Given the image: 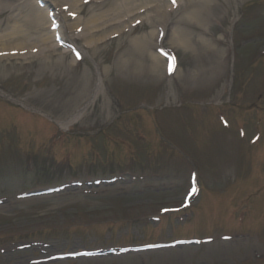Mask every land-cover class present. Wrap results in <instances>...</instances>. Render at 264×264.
I'll return each instance as SVG.
<instances>
[{"label": "rangeland", "instance_id": "obj_1", "mask_svg": "<svg viewBox=\"0 0 264 264\" xmlns=\"http://www.w3.org/2000/svg\"><path fill=\"white\" fill-rule=\"evenodd\" d=\"M49 1L58 9L67 6L77 13L79 8L83 25L90 20L91 29L86 31L84 27L85 38L77 39L83 29L82 24L75 22L77 14L71 16L70 11L65 10L68 11L66 14L60 13L67 18L66 26L62 21L61 31L58 29L53 33L59 32L57 37L61 43H51L49 39L43 41L40 33L47 31L44 27L46 20L37 24L32 19V11L37 9L34 0H0V170L7 171L15 161L17 169L25 172L23 177L18 174V180L10 177V182L0 174L4 177L0 181V264H264L263 261L252 263L251 259L258 251L264 255V188L254 194V189L264 178V126L246 120V130L258 128L260 134L256 145L248 146L250 152L238 142L240 139L233 129L230 131L234 135L220 134L215 142L205 136L202 140L206 141L202 144L208 146L198 145L187 129L191 124L181 113L198 107L205 97L197 87L189 86L191 75L182 81L183 84H177L179 94L172 90V86L169 90L173 81H167L163 75L166 61L154 59L158 58L155 48L160 46L159 35L164 37V47L170 48L165 43L176 47V51L172 48L170 51L176 52L179 71L187 69L197 74L206 69L216 70L223 48L229 47L233 34V43L241 45L238 55L241 63L236 68V75L244 86L250 82L249 86L256 84L255 78L261 76L260 70L255 78L253 73L249 75L246 71L250 62L257 70L259 64L256 62L264 61V0H210L208 20L198 23L201 29L192 25L196 20L189 16L180 19L178 24L176 11L169 8L167 0H86L83 6L81 0ZM125 1L133 3L132 9L136 8L135 4L147 3L149 7L144 11V21L140 24H135L134 19L125 22L124 6L108 11L113 2L122 4ZM105 11L108 18L104 21L106 17L102 19L100 15ZM93 12L97 18H92ZM109 24L114 26L101 28ZM125 29H129L128 33ZM183 30L191 33L189 40L192 43L184 42L185 37L180 40ZM203 34L207 36L204 38ZM104 35L105 39L100 37ZM90 36L92 38L87 41L86 37ZM139 37H143L142 46L145 48L137 45L136 38ZM63 40L69 47L63 46ZM78 49L83 52L78 54L81 59L73 54ZM97 68L106 74L97 96L87 104L79 121L69 126L70 134L65 142L70 143V149L64 147V152L56 157L58 163L49 160L41 165V157L48 149L45 136L57 126L48 122L40 124L37 118L27 115L20 106L21 102L63 120L91 98ZM222 68L223 74L209 83L210 96L217 97L218 90L230 83L232 63ZM146 71L154 78L146 77ZM105 78L116 98L108 93ZM204 79L206 77L201 75L199 80L204 83ZM155 94H166L158 101L161 107L177 104L180 96L183 104L156 108L158 110L154 112L148 109L139 111L140 118L135 125L128 119L110 128L120 110L134 108L143 101L156 104L152 99ZM3 95L11 99L6 100ZM221 95L223 102L228 99L226 94ZM151 115L157 124L149 118ZM227 115L234 127L240 113L227 110ZM194 121L199 132L201 129L212 132L218 124V121ZM8 124L16 127L6 130L4 127ZM134 127L143 130L147 137L152 131L151 138L143 136L146 149L159 145V140L161 150L165 142H178L184 151L194 150L202 157L201 164H189L171 150L167 154L161 151L165 156L160 159L159 167L147 153L141 154L139 144L136 145L141 139L134 136L139 135V131H132ZM103 128L114 137L116 134L117 138L124 137L130 142V145H123V154H120L118 144L107 140L97 144L94 151L84 150L86 143L90 142L80 136H92ZM35 130L38 133L31 135ZM128 130L131 131L128 133ZM255 147L262 149L257 156ZM67 153L74 154L72 161L80 179L71 180L61 191L33 195L31 192L38 187L56 186V180L49 177L57 178L64 170H67L66 174L57 179L61 182L69 179L66 177L71 174L70 169L62 163V157ZM10 154L12 158H8ZM25 154H32L38 164L34 170L27 168L33 167L34 163L33 166L25 165ZM127 154H132V159ZM134 156L139 160L137 165L130 161ZM195 167L197 181L193 180L191 184L196 185L197 193L190 202L193 220L185 222V216L181 214L153 221L160 213L184 207V195L189 189L190 177L195 175ZM113 174H118L114 181L111 180ZM74 181L79 182L72 183ZM249 193L252 195L246 198ZM238 204L241 205L237 207ZM233 211L236 213L230 215ZM227 232L251 233L253 240L237 246L233 241L216 239L208 244L121 253L117 248L123 246H116L138 247L146 242H170L185 236L213 235L219 238ZM97 249L113 251L99 256L91 253V256L66 257L78 251ZM242 259L247 261L236 262Z\"/></svg>", "mask_w": 264, "mask_h": 264}, {"label": "bare ground", "instance_id": "obj_2", "mask_svg": "<svg viewBox=\"0 0 264 264\" xmlns=\"http://www.w3.org/2000/svg\"><path fill=\"white\" fill-rule=\"evenodd\" d=\"M146 1V0H145ZM206 1H208V0H198V1H195V2H192V1H189L188 2V0H186V5H187V8H189V10H188V12H187V15L188 16H190V17H192L193 19H195L197 22H198V20H199V18H200V15H203L204 13H205V11H203L200 7H202L203 6V3H204V7L206 8ZM127 4H130V3H127ZM202 5V6H201ZM72 6L73 7H75V4L73 3L72 4ZM120 6V4L119 3H117V2H113L112 4H111V6H110V8L108 9V11H110V10H116V9H118V7ZM141 6V5H140ZM132 7H133V4H132ZM130 9H131V7H129ZM135 9V8H134ZM132 10V9H131ZM32 16H33V18L32 19H34V21L35 22H37V24L40 22V21H42L43 19L44 20H46V17H45V13L43 12V10H41V11H38V10H35V11H32ZM108 18V14H107V12L105 11V12H101V15H100V18H102V19H104V18ZM92 18H97V15H96V13L95 12H93V17ZM105 18V19H106ZM75 22L76 23H78L79 22V19L78 18H76L75 19ZM89 23H90V20H88L87 21V23L84 25V27H85V29H86V31H87V29H91L90 27H89ZM97 28V27H96ZM99 28V27H98ZM184 32H183V36L182 35H180L181 37H179L180 38V40H181V38L182 37H185L184 39H183V41L184 42H190L191 40H189L192 36H190V32H186L185 30H183ZM40 35L42 36V40L43 41H45V40H48V39H50L51 38V36H52V33L51 32H48V31H42L41 33H40ZM100 37H102V36H100ZM175 37V36H174ZM174 37H173V39H174ZM92 38V36H90V37H88L86 40L88 41V39H91ZM136 40H137V45H139L140 46V48L142 47H144V46H142V43H143V37H139V38H136ZM156 61L157 60H159V57H158V59L157 58H154ZM97 93H98V89L97 90H95V92L93 93V95H92V97H91V99L89 100V102H91L92 101V99H93V97H95L96 95H97ZM88 102V103H89ZM86 106L87 105H85V106H83L78 112H76L74 115H72L69 119H67L65 122H64V124H66L67 123V125L69 124V123H73L74 121H76V120H78L79 118H80V116L83 114V112H84V110H85V108H86Z\"/></svg>", "mask_w": 264, "mask_h": 264}, {"label": "snow or ice", "instance_id": "obj_3", "mask_svg": "<svg viewBox=\"0 0 264 264\" xmlns=\"http://www.w3.org/2000/svg\"><path fill=\"white\" fill-rule=\"evenodd\" d=\"M175 2V0H173V3ZM70 15H72V16H74V14L73 13H70Z\"/></svg>", "mask_w": 264, "mask_h": 264}]
</instances>
